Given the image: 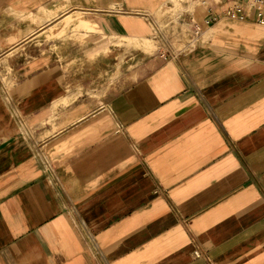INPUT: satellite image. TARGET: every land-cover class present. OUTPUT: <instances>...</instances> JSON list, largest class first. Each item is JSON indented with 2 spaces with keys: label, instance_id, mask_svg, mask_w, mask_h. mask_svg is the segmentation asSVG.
Instances as JSON below:
<instances>
[{
  "label": "crops",
  "instance_id": "obj_1",
  "mask_svg": "<svg viewBox=\"0 0 264 264\" xmlns=\"http://www.w3.org/2000/svg\"><path fill=\"white\" fill-rule=\"evenodd\" d=\"M171 4L0 0V264H264V25L204 27L224 7L207 0L196 46L148 60L121 47L123 82L74 78L79 56L118 51L86 29L164 41ZM79 12L86 40L44 45L50 16Z\"/></svg>",
  "mask_w": 264,
  "mask_h": 264
},
{
  "label": "rangeland",
  "instance_id": "obj_2",
  "mask_svg": "<svg viewBox=\"0 0 264 264\" xmlns=\"http://www.w3.org/2000/svg\"><path fill=\"white\" fill-rule=\"evenodd\" d=\"M187 2V3H185ZM200 5L198 0H173V6L169 5L167 9L172 12L163 13L164 15V21H162L163 25L166 21L169 19H175L176 15L178 14L179 10L182 13L183 10H185V6H188V9L193 10L197 7L198 4ZM49 24L44 30V35L42 36L41 40L44 41V45L47 44L48 47H51L50 49L53 52H59L58 47V40H64V39H71V41H83L88 38V34L81 33L82 27H80L79 22L83 19H87L83 13H75V16H69L67 18H63L62 21L56 20L53 16L49 17ZM196 20L198 19V16L195 13ZM160 22V21H159ZM157 21V25L161 27L162 30H165V34L167 37L164 41H158L159 38H148V40L144 41L143 39H135V38H127V37H110L107 36L101 31L97 30L95 26L93 28L86 29L87 32H93L92 34H98L97 38L106 37L107 41L115 45L116 49L118 51L115 52L116 58L113 59V61L110 60H87L83 56L82 59H78L75 62H73V68L72 71L74 72V78L75 80L82 81L83 83L88 85H91V88L98 86L99 89L101 86L109 85L112 81L116 82H123V77L125 76L126 69L129 65V63L126 61L127 58L125 57V53H123L121 47H124L126 49H142L143 52H145L146 58L151 59L154 55H158L161 53L164 54H171L174 52L183 51L188 47V39L186 37V33L180 36L174 35L171 37L172 30L174 31V28H171L170 25L162 28ZM60 26L62 27H59ZM64 24V25H63ZM78 24V25H77ZM73 27V28H72ZM84 29V28H83ZM185 27L183 26V30ZM72 31V32H71ZM79 48L72 49L67 48L66 52L69 56H74L79 53ZM61 51H65L64 48L61 49ZM132 51L130 57H132ZM132 60H130V64H132ZM111 64L114 65V67L111 68ZM108 70V73L106 71ZM110 71V72H109Z\"/></svg>",
  "mask_w": 264,
  "mask_h": 264
},
{
  "label": "built area",
  "instance_id": "obj_3",
  "mask_svg": "<svg viewBox=\"0 0 264 264\" xmlns=\"http://www.w3.org/2000/svg\"><path fill=\"white\" fill-rule=\"evenodd\" d=\"M200 5L207 6V0L200 1L198 0ZM216 3H220L224 5L223 8L220 10L212 9L211 7H208L206 10L205 18L203 21L204 27H210L217 21H219L222 18H228L233 20H251L255 23L264 25V0H215ZM173 6V5H171ZM172 8L169 6V9ZM174 8V6H173ZM179 10L178 14L176 15L175 19H169L166 21L162 26V28L170 25L171 28H174V31L172 30L171 37L176 35L180 36L184 33H186V37L188 39V47H194L199 42V39L204 31V27L202 23L199 20H196L195 18V11L193 10H183L182 13ZM167 12H172V10H168L166 8ZM156 25V31L159 33V35L162 36L163 40H166V34L165 30H162L157 23H154ZM183 26L185 29L183 30ZM168 37V36H167ZM175 37V36H174ZM181 37V36H180ZM187 47V48H188ZM7 101L11 107L12 113L15 115V117L18 119L19 124L21 127L28 131V125L26 123V120L22 117L20 114L19 109L15 106L13 103L11 97L8 95L7 92ZM39 158L41 162L44 165L45 172L47 174L52 175L54 174L53 166L50 162V160L43 154H39ZM89 234V239L94 247V250L97 253H100L99 246L92 236V234ZM199 255V253H197Z\"/></svg>",
  "mask_w": 264,
  "mask_h": 264
}]
</instances>
